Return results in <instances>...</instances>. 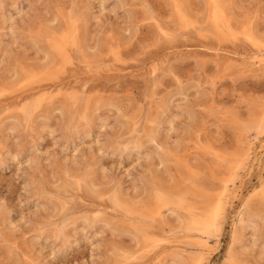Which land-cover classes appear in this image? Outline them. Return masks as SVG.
<instances>
[{
  "label": "rangeland",
  "instance_id": "1",
  "mask_svg": "<svg viewBox=\"0 0 264 264\" xmlns=\"http://www.w3.org/2000/svg\"><path fill=\"white\" fill-rule=\"evenodd\" d=\"M0 264H264V0H0Z\"/></svg>",
  "mask_w": 264,
  "mask_h": 264
},
{
  "label": "bare ground",
  "instance_id": "2",
  "mask_svg": "<svg viewBox=\"0 0 264 264\" xmlns=\"http://www.w3.org/2000/svg\"><path fill=\"white\" fill-rule=\"evenodd\" d=\"M260 191H262L261 188L256 189V190L254 191V193L251 195V197H250L249 199L251 200V198L254 197L255 195H257L258 193H260ZM213 207H214L215 212H216L215 222H217L216 219H217V217H218L219 210H220V207H221L220 200L217 201V202L214 204ZM206 248H207V247H206ZM199 256H200V255H199ZM201 256H202V255H201ZM204 258H205V257H204ZM199 260H200V257H199Z\"/></svg>",
  "mask_w": 264,
  "mask_h": 264
}]
</instances>
